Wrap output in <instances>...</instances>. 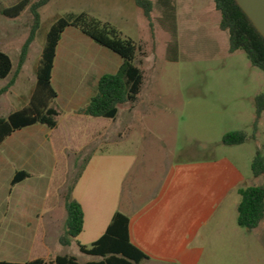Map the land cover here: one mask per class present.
Masks as SVG:
<instances>
[{
    "label": "rangeland",
    "instance_id": "obj_1",
    "mask_svg": "<svg viewBox=\"0 0 264 264\" xmlns=\"http://www.w3.org/2000/svg\"><path fill=\"white\" fill-rule=\"evenodd\" d=\"M19 1L0 0V51L10 57L14 69L33 24L29 7L16 18L3 15L4 10ZM149 1L152 3L149 21L134 0H51L39 10L40 26L29 48L23 75L14 92L0 96V105H7L2 114L20 108L22 103L16 101L17 95H25L33 85L46 34L60 18L85 14L101 24L108 23L123 38L130 39L137 48L134 64L141 70L143 82L132 113L120 109L115 119L97 120L75 111L58 112L56 128L48 137L55 161L46 172L37 173L29 184L43 181L47 185V205L56 207L55 210L61 208V235L65 232L66 216L61 198L73 185L72 197L79 198L84 208L83 231L68 246L50 236L47 245L38 242L28 253L20 247V252H9L7 246L0 245V261L24 264L27 260L43 259L50 264L56 256L74 257L77 264L100 260L82 254L78 248V245L90 248L105 232L117 210L119 177L115 159L101 165V155L97 153L94 155L97 164L84 173L90 151L79 148L88 142H99L94 136L100 129L92 124L96 120L108 125L102 150L109 158L115 157L117 144L135 140L126 127L134 124L146 128L149 119L142 117L145 112L151 113L155 131L172 129L175 134L171 136L169 159L172 161L221 156L228 149L221 143V136L238 130L256 138L246 142L241 149L243 154H252L258 147L264 157V112L253 133L255 97L264 95V73L254 68L242 51L228 52V34L219 29L220 14L213 0ZM68 33L63 34L59 44L63 55L55 60L56 72L63 77L92 78L96 74L92 47L100 46L79 31L76 33L87 43L72 38L69 42ZM7 81H0V88ZM137 141H140L138 136ZM82 166L85 167L81 171ZM252 184L264 186V174L253 178Z\"/></svg>",
    "mask_w": 264,
    "mask_h": 264
},
{
    "label": "crops",
    "instance_id": "obj_2",
    "mask_svg": "<svg viewBox=\"0 0 264 264\" xmlns=\"http://www.w3.org/2000/svg\"><path fill=\"white\" fill-rule=\"evenodd\" d=\"M67 30L63 34L69 32V42L72 38L87 43L77 31ZM100 48L92 47L96 63V74L92 78L63 77L56 72L54 64L52 87L57 98L50 106L57 114L60 110H67L86 116L82 110L95 96L99 78L114 74L121 65L119 57ZM59 55H63L60 46L56 58ZM24 65L6 92L1 93L16 68L7 78L0 80L5 82L8 79L0 88V96L14 92ZM37 68L38 65L33 85L27 88L25 95H17L16 101L22 103L20 108L2 114L7 105L1 104V118H7L29 104ZM135 107L136 102L131 108L120 109L132 113ZM145 114L142 117L149 119L146 128L134 124L126 127L135 135V140L129 144H117L114 158H109L102 150L106 145L102 140L109 128L97 120L104 118H93L97 120L92 124L100 129L94 136L99 142H88L79 148L90 151L85 174L97 164L95 154L101 155V165L115 159L119 184L114 214L128 217L131 243L149 258L140 264H264V220L253 230L237 224L238 189L254 186L251 162L258 147L247 156L241 151L245 142L226 146L227 152L221 156L172 161L169 159L171 136L175 134L172 129L169 132L155 131L151 113ZM52 130L44 125L26 127L12 133L0 145V245L7 246L9 252H20V247L28 253L39 243L47 245L50 236L56 237L60 243L63 235L59 232L61 208L55 210L56 207L51 208L46 203L47 185L40 179L38 184H29L37 173L46 172L55 161L53 148L48 142ZM249 137V140L256 141L255 137ZM22 171L28 173L29 178L12 185L16 174ZM62 198L61 207L65 209V195ZM72 198L80 203L84 213L82 201ZM65 221L66 216L64 230ZM35 260L39 259L27 262Z\"/></svg>",
    "mask_w": 264,
    "mask_h": 264
},
{
    "label": "trees",
    "instance_id": "obj_3",
    "mask_svg": "<svg viewBox=\"0 0 264 264\" xmlns=\"http://www.w3.org/2000/svg\"><path fill=\"white\" fill-rule=\"evenodd\" d=\"M51 0H39L30 3V0H20L13 7L3 11L7 18L18 17L27 7L33 17L30 34L23 44L19 60L6 89L13 84L20 73L35 40L40 26L39 10ZM138 8L143 11L149 21L152 3L149 0H134ZM215 10L220 14L219 29L228 34V52L242 51L250 64L264 73V38L240 9L235 0H213ZM68 28H74L91 39L98 46L117 55L122 63L114 74H106L99 78L97 92L82 113L90 118L115 119L118 110L123 107L131 108L137 101L140 93L143 75L134 64L137 48L130 39H125L108 23L101 24L97 20L81 14L72 19L60 18L54 22L46 34V41L41 53L37 72L36 84L29 104L7 118L0 117V145L15 131L33 125H44L49 129L56 128L55 117L58 115L50 105L57 98L52 87V73L55 64L57 48L63 33ZM13 64L10 57L0 51V80L11 75ZM264 112V95L255 97V120L253 133H256L258 121ZM255 137L254 135L252 136ZM243 130L231 131L223 135L221 143L224 146H237L249 140ZM85 166H82L81 171ZM253 177L264 174V157L259 148L251 162ZM80 175V172H79ZM29 174L22 171L16 174L12 181L15 185L27 178ZM74 186L65 194V233L60 238V244L68 246L71 239L77 238L84 224V213L80 203L72 198ZM240 203L237 208V224L241 228L253 230L264 220V186H251L238 189ZM79 251L87 256L97 257L100 260L87 264H140L148 260V256L135 247L129 237V219L121 213H115L104 234L96 240L90 248L78 245ZM0 264H17L0 261ZM24 264H46L45 260H35ZM50 264H77L74 257L56 256Z\"/></svg>",
    "mask_w": 264,
    "mask_h": 264
},
{
    "label": "water",
    "instance_id": "obj_4",
    "mask_svg": "<svg viewBox=\"0 0 264 264\" xmlns=\"http://www.w3.org/2000/svg\"><path fill=\"white\" fill-rule=\"evenodd\" d=\"M259 34L264 38V0H235Z\"/></svg>",
    "mask_w": 264,
    "mask_h": 264
}]
</instances>
